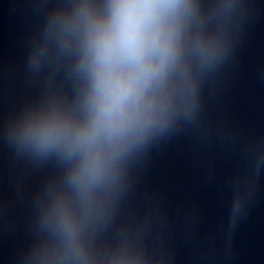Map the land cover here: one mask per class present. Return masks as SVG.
<instances>
[{
  "label": "clouds",
  "instance_id": "9594fccd",
  "mask_svg": "<svg viewBox=\"0 0 264 264\" xmlns=\"http://www.w3.org/2000/svg\"><path fill=\"white\" fill-rule=\"evenodd\" d=\"M234 0H69L49 19L30 64L65 66L71 99L51 95L11 126L17 147L55 162L38 209L31 264H146L105 240L131 162L196 105L199 74L225 49L208 30Z\"/></svg>",
  "mask_w": 264,
  "mask_h": 264
}]
</instances>
